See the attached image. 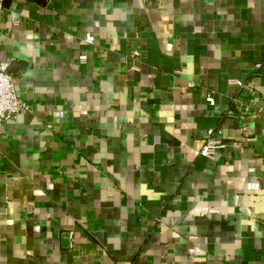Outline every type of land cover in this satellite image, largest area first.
<instances>
[{
  "label": "crops",
  "instance_id": "0c3cea01",
  "mask_svg": "<svg viewBox=\"0 0 264 264\" xmlns=\"http://www.w3.org/2000/svg\"><path fill=\"white\" fill-rule=\"evenodd\" d=\"M0 62V264H264V0H5Z\"/></svg>",
  "mask_w": 264,
  "mask_h": 264
},
{
  "label": "built area",
  "instance_id": "2783aa9c",
  "mask_svg": "<svg viewBox=\"0 0 264 264\" xmlns=\"http://www.w3.org/2000/svg\"><path fill=\"white\" fill-rule=\"evenodd\" d=\"M4 1L5 0H0V26L3 17ZM85 41L89 44H94L96 38L92 34L87 33L85 35ZM87 60L88 56L86 54L80 55V62H86ZM8 68L9 65L7 62H0V128L3 123L16 118L21 112L33 111L32 107L17 93L14 79L10 75ZM257 68L260 71L262 65L258 64ZM238 84L241 85L240 82H238ZM206 99L209 104L215 105L212 96L208 95ZM214 133V129L208 130V138L200 151L201 155L208 159H213L217 149L223 147L221 141L213 138Z\"/></svg>",
  "mask_w": 264,
  "mask_h": 264
}]
</instances>
